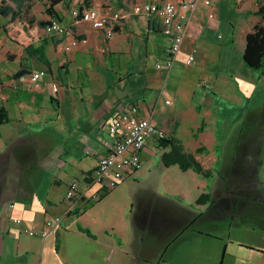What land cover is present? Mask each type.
Returning a JSON list of instances; mask_svg holds the SVG:
<instances>
[{"label":"crops","instance_id":"0c3cea01","mask_svg":"<svg viewBox=\"0 0 264 264\" xmlns=\"http://www.w3.org/2000/svg\"><path fill=\"white\" fill-rule=\"evenodd\" d=\"M166 1L181 0L60 2L78 45L65 51L70 38L37 27L49 64L5 48L1 34L0 65L16 66L0 70V264H264V75L242 59L257 0H200L169 72L156 66L169 49L160 19L134 13ZM80 7L97 18L76 21ZM131 105L210 175L164 167L169 147L149 138L131 178L108 191L90 184L114 140L108 125ZM173 177L184 179L177 191ZM72 182L86 199L47 228L66 214ZM202 194L209 201L196 204Z\"/></svg>","mask_w":264,"mask_h":264},{"label":"built area","instance_id":"2783aa9c","mask_svg":"<svg viewBox=\"0 0 264 264\" xmlns=\"http://www.w3.org/2000/svg\"><path fill=\"white\" fill-rule=\"evenodd\" d=\"M200 0H181L179 3L166 1L163 3H145L134 7V13L149 18H159L162 24V32L169 39V49L164 61L157 63V68H164L170 71L177 60L181 44L194 11L197 9ZM205 5H210V0H204ZM72 15L76 21H93L97 13L92 10L73 9ZM114 18H118L115 15ZM44 32L50 37L70 38L65 43V51L71 50L78 45V39L73 36L71 29L62 25L58 19L50 18L44 28ZM196 52V50H193ZM188 65L192 64L187 60ZM43 73H34L30 76L31 82H37ZM168 103V101H167ZM108 132L114 137L107 155L101 157L92 174L88 177L90 184L96 185L103 190H113L142 167V153L146 149L149 138L156 141L167 139L165 132L154 126L150 121L138 115V108L135 105L128 106L124 111L108 125ZM78 182H72L68 186L65 200L68 204L65 215L56 216L46 220L47 228L58 227L67 214L72 213L79 201L86 199V194L79 191ZM97 199L96 194L91 196ZM12 205L9 206L11 208ZM14 224L21 225L22 220L14 218ZM28 236H39L45 238L48 235L46 230L35 231L24 229Z\"/></svg>","mask_w":264,"mask_h":264},{"label":"trees","instance_id":"16d2710c","mask_svg":"<svg viewBox=\"0 0 264 264\" xmlns=\"http://www.w3.org/2000/svg\"><path fill=\"white\" fill-rule=\"evenodd\" d=\"M67 0H48L46 14L50 18L57 19L54 7L60 2L66 3ZM92 0H83L85 8L91 6ZM17 7L0 3V31L12 43L21 46L24 51L31 57L36 58L44 64L49 61L44 52V46L35 47L36 43L41 40L37 27L45 28L48 22L37 21L34 16H28L27 10L31 8V4L24 5L25 2L31 0H14ZM80 12L84 10L79 8ZM248 14L255 16L257 21L252 26L251 31L245 36V47L242 59L246 66L251 69L258 70L264 75V0H257L256 9ZM36 23V25H35ZM9 121L6 109L0 106V126ZM161 146H168L169 151L164 152L160 156L161 163L164 167L177 165L182 171L189 169L194 170L202 176H209L210 171L205 170L201 164L195 159L194 155L185 151L179 141L167 139L160 141ZM204 149H198L202 152ZM210 199L208 194H202L196 201V204H205ZM88 236H92L88 230L82 229Z\"/></svg>","mask_w":264,"mask_h":264},{"label":"rangeland","instance_id":"374dc122","mask_svg":"<svg viewBox=\"0 0 264 264\" xmlns=\"http://www.w3.org/2000/svg\"><path fill=\"white\" fill-rule=\"evenodd\" d=\"M224 1V0H221ZM3 2L6 5H11L12 7H17L16 3L14 2V0H0V3ZM227 2V1H226ZM233 2L235 3V8L234 9H241L242 7H253L254 5V1L253 0H233ZM29 4H31V8L27 10V15L28 16H34L36 20L38 21H42V22H48L46 19L48 17V15L46 14V8L48 7V0H31V2H25L24 5L27 6ZM50 19V18H49ZM258 19V18H256ZM36 25V23H35ZM2 32L0 31V36H1ZM2 41V38L0 37V43ZM1 46V45H0ZM6 47H15V44L11 43V42H7L5 45ZM13 66H16L15 62H9L7 64H3L0 65V70L5 71V70H9L11 68H13ZM173 181H168L169 184V188H172V191L175 190L177 191V186L182 185L184 179H177L176 177H173Z\"/></svg>","mask_w":264,"mask_h":264}]
</instances>
